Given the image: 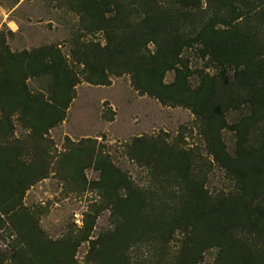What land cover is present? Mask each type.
I'll list each match as a JSON object with an SVG mask.
<instances>
[{
    "label": "trees",
    "instance_id": "1",
    "mask_svg": "<svg viewBox=\"0 0 264 264\" xmlns=\"http://www.w3.org/2000/svg\"><path fill=\"white\" fill-rule=\"evenodd\" d=\"M70 4L79 28L104 38L103 44H88L81 41L84 33L72 37L68 55L83 65L84 81L104 84L109 73L125 74L135 89L162 105L188 108L199 120L211 155L206 160L183 150L159 153L155 165L161 185L167 184L170 173L175 178L172 214L165 219L151 210V216L141 210L147 204L146 193L138 191L135 198L129 193L122 214L126 223L99 235L91 258L99 264H163L164 258L131 262L129 248L149 238L165 247L177 232L182 237L171 264H198L212 247L218 248L216 264H264V0H73ZM0 46L4 92L0 96L8 98L3 107L0 97L4 115L10 107L21 106L33 133L59 123L81 80L68 66L66 55L54 45L22 52ZM186 48H194L206 65L192 69L183 64ZM18 58L14 69L11 65ZM46 70L54 78L53 103L27 91L22 81L25 75L38 76ZM169 71L174 77L165 82ZM193 73L198 82L191 86ZM241 108L246 114L228 124L227 112ZM225 128L236 137L233 154L220 136ZM131 149L133 156L148 160L149 153L137 146ZM5 167L0 162V205L15 217V238L9 254L0 249V264H66L67 257L36 232L28 217L19 218L25 214L20 200L30 178L8 176L4 173L13 170ZM212 167L222 172L227 188L211 192L205 187Z\"/></svg>",
    "mask_w": 264,
    "mask_h": 264
},
{
    "label": "rangeland",
    "instance_id": "2",
    "mask_svg": "<svg viewBox=\"0 0 264 264\" xmlns=\"http://www.w3.org/2000/svg\"><path fill=\"white\" fill-rule=\"evenodd\" d=\"M69 2L73 0H0V45L11 52L57 46L81 79L74 86L64 118L46 130L38 128L33 133L21 106H9L11 110L6 115L0 109V162L2 167L13 170L4 174L31 180L21 194L25 214L19 218L28 217L36 232L41 231L45 240L67 257L66 264H99L90 253L98 246L99 235L126 223L122 214L129 193L133 198L138 191L146 193L147 204L141 210L151 216L160 213L166 219L172 214L175 178L170 173L167 184L161 185L155 165L159 153L183 150L206 160L211 155L199 120L188 108L162 105L135 89L125 74L109 73L104 84L84 81L83 65L68 55L74 45L72 37L84 33ZM81 41L103 44L104 38L101 33L91 32L84 33ZM181 55L182 63L192 69L206 65V59L194 48L184 49ZM19 63L18 58L11 66L15 69ZM206 70L213 71L210 67ZM50 72L25 75L22 81L27 91L38 92L43 95L42 101L53 103L54 78ZM173 77L174 72L169 71L164 80L170 82ZM197 82L198 76L193 73L189 84ZM0 93H4L3 87ZM0 97L4 107L8 98L6 94ZM246 112L245 108L227 112V123L238 121ZM220 136L226 150L233 154L234 132L225 128ZM135 137L140 141L134 143ZM136 146L149 153L147 161L133 156L131 148ZM213 167L207 172L205 187L211 192L227 188L229 182ZM14 221L7 206L0 205V249L6 254L11 252L15 238ZM180 237L182 234L175 232L165 247L151 238L135 241L129 248L131 262L164 258L163 264H171ZM217 252V247L206 249L198 264H216Z\"/></svg>",
    "mask_w": 264,
    "mask_h": 264
}]
</instances>
